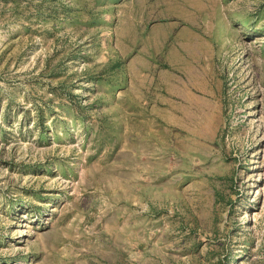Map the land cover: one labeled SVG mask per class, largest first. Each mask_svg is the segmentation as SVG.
Masks as SVG:
<instances>
[{
	"label": "rangeland",
	"instance_id": "rangeland-1",
	"mask_svg": "<svg viewBox=\"0 0 264 264\" xmlns=\"http://www.w3.org/2000/svg\"><path fill=\"white\" fill-rule=\"evenodd\" d=\"M0 264H264V0H0Z\"/></svg>",
	"mask_w": 264,
	"mask_h": 264
}]
</instances>
